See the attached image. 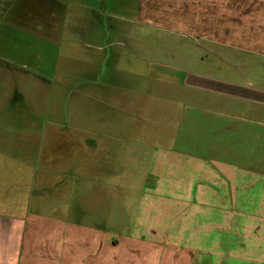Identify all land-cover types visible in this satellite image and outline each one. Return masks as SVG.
<instances>
[{"label":"crops","instance_id":"0c3cea01","mask_svg":"<svg viewBox=\"0 0 264 264\" xmlns=\"http://www.w3.org/2000/svg\"><path fill=\"white\" fill-rule=\"evenodd\" d=\"M92 2L0 0V264H264V0Z\"/></svg>","mask_w":264,"mask_h":264},{"label":"rangeland","instance_id":"374dc122","mask_svg":"<svg viewBox=\"0 0 264 264\" xmlns=\"http://www.w3.org/2000/svg\"><path fill=\"white\" fill-rule=\"evenodd\" d=\"M71 1V0H69ZM136 0H109V2H103L100 0H93L92 3H96L100 6H102L103 9H106L110 15L112 17L114 16H119V15H122V16H127V15H130L133 10H134V4H135ZM127 3V4H126ZM126 4V9L124 11V9L122 7H124ZM129 17V16H128ZM160 86H159V91H166L165 88L161 87L163 86L164 84H161L159 82ZM165 166H166V163L164 162L163 164V168L165 169ZM159 185L162 186L163 188H166L164 185H165V178H159ZM168 210L167 208H160L159 210H156L158 211V215L156 216L158 219H159V222L158 224H156V230L158 231V234H163L161 235L162 237H165V230H166V215H167V211ZM174 210H169V214L171 215V213L173 212ZM172 228H177V224L175 223L174 225H172Z\"/></svg>","mask_w":264,"mask_h":264}]
</instances>
